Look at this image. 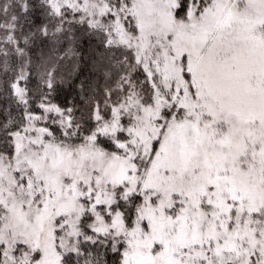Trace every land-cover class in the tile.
Instances as JSON below:
<instances>
[{"label": "snow or ice", "instance_id": "obj_1", "mask_svg": "<svg viewBox=\"0 0 264 264\" xmlns=\"http://www.w3.org/2000/svg\"><path fill=\"white\" fill-rule=\"evenodd\" d=\"M0 264H264V0H0Z\"/></svg>", "mask_w": 264, "mask_h": 264}]
</instances>
